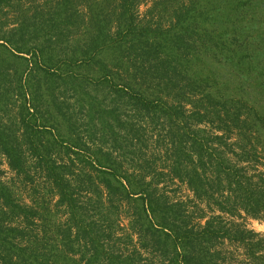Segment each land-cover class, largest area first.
<instances>
[{
	"label": "trees",
	"instance_id": "obj_1",
	"mask_svg": "<svg viewBox=\"0 0 264 264\" xmlns=\"http://www.w3.org/2000/svg\"><path fill=\"white\" fill-rule=\"evenodd\" d=\"M263 11L0 0V156L44 181L24 205L0 179V264H264V235L237 221L264 225L251 168L264 158ZM151 126L159 164L139 150ZM164 177L203 224L160 193Z\"/></svg>",
	"mask_w": 264,
	"mask_h": 264
},
{
	"label": "rangeland",
	"instance_id": "obj_2",
	"mask_svg": "<svg viewBox=\"0 0 264 264\" xmlns=\"http://www.w3.org/2000/svg\"><path fill=\"white\" fill-rule=\"evenodd\" d=\"M150 6H151V1L142 3L139 6L138 8L139 18L142 19L145 17V13ZM260 13L262 12H260V10H257L255 16H253L254 19H258L257 16ZM9 18L10 19H8V21L12 22L13 18L11 17ZM70 110L72 111L71 106H70ZM125 112L126 114H124L123 115L124 117L122 118H131V116H133L132 113H130V111L126 110ZM74 115L75 114H73V116ZM76 116L79 117L78 124H83L84 122H86L84 118V114L83 115L78 114ZM151 133H153L154 135L156 133L152 126L147 129V131L142 137H140V149L139 150H141V154L144 153L142 154V156L145 159H149L150 161L156 158L155 159L156 163L159 164L158 158L151 156L152 154H154L155 150H157L151 144V139L149 138ZM27 165H30V163ZM251 168H255L254 170L264 173V158L261 160L260 163H255L253 167L251 166ZM0 169L2 171V174L0 176L1 181L7 184L9 187H11L16 199L19 202H21L24 205H32L34 204L33 200H39L42 198L41 197L43 194L42 185H44V181L42 180L41 177H39V175H36L35 173H33V171H31L29 168H28L29 171L28 170L27 171L28 173L31 174L32 181L28 180V178H26V175H23V174L17 175L13 171H11L7 165L6 159L3 156H0ZM38 188L41 189L40 194L39 192L38 194L37 192L35 193V190ZM158 188L160 190V193L163 196L167 197L168 200L173 201V202H184L194 222H200L201 224L204 223L203 220L198 219L199 211L194 205V204H198V202L196 203L191 202L193 200V195L184 184L178 182L177 180L171 181L168 178L164 177L160 179ZM50 203L52 205L54 203V200H52ZM199 208H204V207L203 205H199ZM237 221L243 223L248 229H251L257 233L264 235V225L259 223L258 221L252 220V219H237ZM127 223H128L127 219H125V217L122 215L121 225L126 226Z\"/></svg>",
	"mask_w": 264,
	"mask_h": 264
}]
</instances>
